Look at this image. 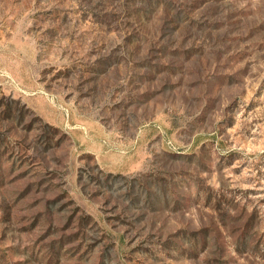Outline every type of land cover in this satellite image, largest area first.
Masks as SVG:
<instances>
[{"label": "rangeland", "instance_id": "rangeland-1", "mask_svg": "<svg viewBox=\"0 0 264 264\" xmlns=\"http://www.w3.org/2000/svg\"><path fill=\"white\" fill-rule=\"evenodd\" d=\"M0 264H264V0H0Z\"/></svg>", "mask_w": 264, "mask_h": 264}]
</instances>
